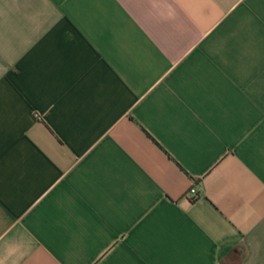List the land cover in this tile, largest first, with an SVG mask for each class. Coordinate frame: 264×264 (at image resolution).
<instances>
[{
	"label": "crops",
	"instance_id": "1",
	"mask_svg": "<svg viewBox=\"0 0 264 264\" xmlns=\"http://www.w3.org/2000/svg\"><path fill=\"white\" fill-rule=\"evenodd\" d=\"M0 264H264V0H0Z\"/></svg>",
	"mask_w": 264,
	"mask_h": 264
},
{
	"label": "built area",
	"instance_id": "2",
	"mask_svg": "<svg viewBox=\"0 0 264 264\" xmlns=\"http://www.w3.org/2000/svg\"><path fill=\"white\" fill-rule=\"evenodd\" d=\"M196 189L194 188V187H192L189 191H188V193H187V196L189 197V198H195L196 197Z\"/></svg>",
	"mask_w": 264,
	"mask_h": 264
}]
</instances>
